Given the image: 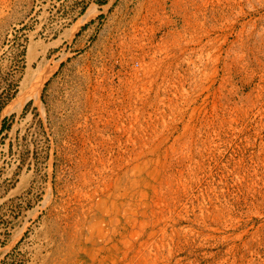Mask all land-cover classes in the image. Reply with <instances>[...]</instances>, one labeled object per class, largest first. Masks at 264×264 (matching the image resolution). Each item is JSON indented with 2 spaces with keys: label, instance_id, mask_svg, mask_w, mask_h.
<instances>
[{
  "label": "rangeland",
  "instance_id": "1",
  "mask_svg": "<svg viewBox=\"0 0 264 264\" xmlns=\"http://www.w3.org/2000/svg\"><path fill=\"white\" fill-rule=\"evenodd\" d=\"M0 264H264V0H0Z\"/></svg>",
  "mask_w": 264,
  "mask_h": 264
}]
</instances>
